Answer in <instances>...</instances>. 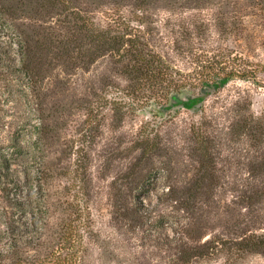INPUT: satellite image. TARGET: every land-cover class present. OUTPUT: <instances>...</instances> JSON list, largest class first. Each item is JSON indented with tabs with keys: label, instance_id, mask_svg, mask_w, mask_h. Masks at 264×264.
I'll list each match as a JSON object with an SVG mask.
<instances>
[{
	"label": "rangeland",
	"instance_id": "rangeland-1",
	"mask_svg": "<svg viewBox=\"0 0 264 264\" xmlns=\"http://www.w3.org/2000/svg\"><path fill=\"white\" fill-rule=\"evenodd\" d=\"M66 1L62 13L13 0L24 3L15 20L30 48L23 60L18 37L0 28V154L33 160L42 147L57 217L69 200L58 172L85 164L86 264H182L185 246L264 236V0ZM114 10L124 19L119 62L111 49L91 56L78 30L84 21L113 30L106 13ZM60 40L71 42L70 57H61ZM228 73L201 112L173 110L147 130L144 104L168 90L171 76L179 88L185 76ZM107 90L108 103L91 110ZM187 198L190 207L180 204ZM239 251L193 264H264V250Z\"/></svg>",
	"mask_w": 264,
	"mask_h": 264
},
{
	"label": "trees",
	"instance_id": "trees-1",
	"mask_svg": "<svg viewBox=\"0 0 264 264\" xmlns=\"http://www.w3.org/2000/svg\"><path fill=\"white\" fill-rule=\"evenodd\" d=\"M28 1L34 2L37 8H46L50 12L60 10V7H63L62 13L68 11L66 0ZM23 4L22 2L19 6L18 2L14 5L13 0H0V28L13 33V37H18L22 60L30 52L29 47L21 46L22 32L19 24L15 23V20L18 19V12L22 11ZM33 11L38 10L34 8ZM76 14L78 16L79 12ZM106 17L113 30L98 29L91 25L90 21H84L78 25V30L80 29L87 35L86 38L94 47L91 56L111 49L119 62L123 57L120 51L124 37H121L117 28L124 22V19L122 14L115 10L107 11ZM64 19H67L66 15ZM70 43L69 41H59L60 46L58 47L62 58L70 57ZM42 45L36 48L42 50L44 48ZM79 59L81 57L78 55L76 60L70 62L77 66L76 62ZM64 62H68V60L64 59ZM231 75L232 73H228L217 79L202 76L203 79L200 78L198 81L185 76L183 84L179 88H172L171 76L168 90L158 98L147 99L144 104L146 105L150 101V104L146 106L151 117V120L146 123L147 130L153 131V127L149 128V126L153 124L154 118L159 115L168 117L173 110L185 109L201 112L208 97L225 86L231 80ZM198 85L199 88H195ZM118 91V93H123V90L119 89ZM108 93L109 90L100 94L89 108L94 110V106H100L102 102L107 104ZM117 97L120 98L119 95ZM124 97L129 99L128 95ZM131 102L134 109H137V106H143L141 103L139 105V102ZM36 150V153L32 152L33 160L25 159L19 152H12L8 155L0 154V264H86V255L89 251L88 241L93 233V223L81 179L85 165L81 161L84 159V153L80 156L82 163L76 168L74 167L75 169L67 167L58 172L62 177L65 175L67 178L64 188L69 195V200L67 201L66 215L57 217L51 197L52 170L47 167L42 147L39 146ZM30 163H36L39 166L34 173L31 171ZM208 175L212 176L211 173ZM202 184L203 182H198L193 188L194 203H196L200 190L204 188ZM261 193H264V190ZM187 199L181 201L180 204L190 207L192 201ZM177 234L181 235L177 239L182 240V234L180 232ZM233 241L231 237H216L194 247L185 246L181 249L179 259L182 264L206 261L224 253H231L233 246L240 247L239 258L244 257L247 253H261L264 250V236H247L239 241Z\"/></svg>",
	"mask_w": 264,
	"mask_h": 264
}]
</instances>
